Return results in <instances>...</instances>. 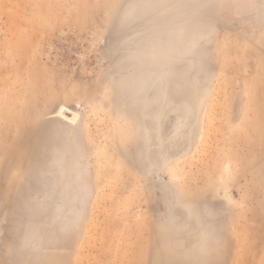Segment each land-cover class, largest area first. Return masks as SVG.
Returning a JSON list of instances; mask_svg holds the SVG:
<instances>
[{
  "label": "rangeland",
  "instance_id": "rangeland-1",
  "mask_svg": "<svg viewBox=\"0 0 264 264\" xmlns=\"http://www.w3.org/2000/svg\"><path fill=\"white\" fill-rule=\"evenodd\" d=\"M0 264H264V0H0Z\"/></svg>",
  "mask_w": 264,
  "mask_h": 264
},
{
  "label": "bare ground",
  "instance_id": "bare-ground-1",
  "mask_svg": "<svg viewBox=\"0 0 264 264\" xmlns=\"http://www.w3.org/2000/svg\"><path fill=\"white\" fill-rule=\"evenodd\" d=\"M171 106H172V105H171ZM175 106H176V105H175ZM63 107H64V106H63ZM168 107H169V106H168ZM168 107H167V108H168ZM176 107H177V106H176ZM179 107H180V106H179ZM172 108H173V109H172ZM172 108H171L172 110H176V109H174L175 107L172 106ZM185 108H186V107H185ZM64 109H65V108H64ZM66 109H67V108H66ZM61 110H62V109H61ZM61 110H60V111H61ZM167 110H168V109H167ZM63 111H67V110H63ZM169 111H170V109H169ZM185 111H186V113H187V109H186ZM71 112H72V111H71ZM167 112H168V111H167ZM173 112H174V111H173ZM176 112H177V110H176ZM179 112H180V110H178V113H179ZM60 113H61V112H60ZM60 113H59V114H60ZM62 113H63V112H62ZM171 113H172V111H171ZM59 114H58V115H59ZM173 114H174V113H173ZM179 114H180V113H179ZM183 114H184V113H183ZM183 114H182V115H183ZM175 115L177 116V114H175ZM180 115H181V114H180ZM59 116H61V115H59ZM185 116H186V115H185ZM61 117H62L64 120H66V121H70V120H68L67 118H65L64 116H61ZM77 117H78V115H77ZM77 117H76L75 119H77ZM170 118H172V117H170ZM75 119H74V121H75ZM182 119H183V117H182ZM182 119H181V120H182ZM185 119H186V118H185ZM179 120H180V119H179ZM181 120H180V121H181ZM183 120H184V119H183ZM74 121H72V122H74ZM166 121H167V120H166ZM176 121H178V119L175 120L174 118H172V119H170L168 122L165 123L166 127L168 126V128H170V129H169L170 132H174V131H176V129L179 127V125L177 124ZM163 122H164V121H163ZM183 122H184V121H183ZM167 123H168V124H167ZM178 123H180V122L178 121ZM165 125H164V126H165ZM161 126H162V125H161ZM159 128H160V127H159ZM168 128H167V133L169 132V131H168ZM158 130H159V129H158ZM179 130H180V129H179ZM163 131L166 132V128H165V130L163 129ZM161 132H162V131H161ZM161 132H160V133H161ZM179 132H180V131H179ZM168 134H170V133H168ZM174 134H175V133H174ZM170 136H171V135H170ZM172 136H173V135H172ZM177 136H178V135H177ZM177 136H176V137H177ZM174 137H175V135H174ZM176 137H175V140H176ZM168 138H169V137H168ZM172 139H173V138H172ZM165 140H166V139H165Z\"/></svg>",
  "mask_w": 264,
  "mask_h": 264
},
{
  "label": "water",
  "instance_id": "water-1",
  "mask_svg": "<svg viewBox=\"0 0 264 264\" xmlns=\"http://www.w3.org/2000/svg\"><path fill=\"white\" fill-rule=\"evenodd\" d=\"M64 115H65L66 117H69V118L72 117V115H71L70 113H68V112H65Z\"/></svg>",
  "mask_w": 264,
  "mask_h": 264
}]
</instances>
